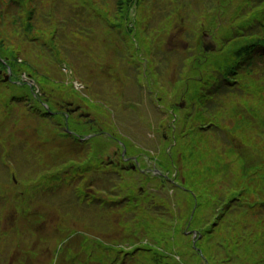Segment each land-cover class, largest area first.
<instances>
[{"label":"trees","instance_id":"1","mask_svg":"<svg viewBox=\"0 0 264 264\" xmlns=\"http://www.w3.org/2000/svg\"><path fill=\"white\" fill-rule=\"evenodd\" d=\"M123 1L119 0L116 10L123 7L125 17L127 6L126 3L123 4ZM213 6L216 8L208 16L203 11H196L199 18L205 19V22L207 20L208 23L212 15L221 18V14L224 13L227 25L235 26L241 13L240 8L226 13V4L224 8L216 1ZM263 8L255 12L259 13L246 25L247 27L244 26V30L238 31L237 27L234 28L236 37L233 41L226 39V33L220 38L222 46L230 43L234 47H231L230 51L223 54V57L215 63L214 70L209 65L200 63L193 71V77L187 78L184 84L178 86V88L183 87L185 95L188 93L192 96L197 95L195 102L191 101V104L200 102L203 107L211 104L210 107H205V110H211L214 116L224 115L229 125H226L224 137L221 138L214 132L209 133V129L204 130L206 128L204 119L199 124L196 121L189 123V119L184 118L183 124L190 128L189 134L194 136V142L184 140L182 145L172 149L171 154L175 160L180 185L173 187L174 197L171 200L168 196L166 197L163 190L166 184L171 185L165 179H161L160 194L150 191L140 192L134 187L135 183L132 180H129L128 190L119 180L113 185L109 181L97 182L98 177L94 174V168L97 171L116 170L117 165L107 167L110 164L103 163L97 158L98 148H95V140L86 141L88 145L86 156L80 162L68 166L74 171L73 175L51 171L43 172L41 176L30 180L28 184L43 182L51 192L60 190L64 192L71 212L98 211L101 214L102 222L90 225V232L74 231L76 237L69 243V248H65L59 254L60 261H65L70 251L76 250L71 254L77 253V264H176L175 258L170 255L175 251L191 264L195 258V264H204V261L207 264H225L217 262L220 254H228L226 253L228 248L221 246L220 243L227 241L228 238L231 239L229 234L233 232L226 229L227 224L226 226L222 224L224 220L221 221V217L226 214H235V211L229 208V203L237 197L235 192L237 187H241L242 190L238 196H242L247 191V185L254 188L249 182L264 179V109L260 110V115L254 113L252 109L253 104L264 108ZM247 37L250 39L248 40ZM204 61L205 57L202 56L201 62ZM201 83L204 88L198 87ZM204 89L208 99L200 94V91ZM189 112L191 116L202 119L199 114L191 110ZM189 112L181 113V119ZM180 130L183 133L184 129ZM112 135L118 138L117 134ZM201 140H204L211 153L208 148L200 147ZM83 145H78V149ZM85 150L82 147V150L76 153L81 155ZM223 150L227 151L228 155L235 152V159L226 160L222 154ZM205 152L209 157H204ZM248 160H256L260 166L254 167L256 169L253 170L248 165ZM162 163L170 171L172 167L170 160L163 158ZM238 168L239 171L244 172L250 170L241 181L239 179L241 172L237 174ZM209 186H211L210 189ZM42 189L43 187L32 185L29 195H39ZM125 190L128 195L121 194ZM160 200L167 204H154L160 203ZM171 202L176 205L175 211L171 208ZM195 202L197 204L192 213ZM51 203L59 206L60 201L52 200ZM204 203L206 209L203 213L200 209ZM249 210L251 213L256 212L252 205ZM158 212L165 213L167 218L159 217ZM176 221L178 223L184 221L185 227L189 223V230H196L194 244L191 237L183 238L178 242L174 240V234L179 235L180 232L183 235V232L178 230ZM243 221L242 226L245 227L248 219ZM100 228L105 230L106 237H110L108 243L114 242L115 246H107L108 243L100 241L102 239L98 236ZM120 228L124 230L117 234ZM240 229L241 227L234 229L238 231L237 235L242 233ZM248 237L255 238L249 235ZM258 240L255 238L254 241L258 242ZM235 256L232 254L231 260L237 263ZM227 261L228 259L225 260L226 263Z\"/></svg>","mask_w":264,"mask_h":264},{"label":"rangeland","instance_id":"2","mask_svg":"<svg viewBox=\"0 0 264 264\" xmlns=\"http://www.w3.org/2000/svg\"><path fill=\"white\" fill-rule=\"evenodd\" d=\"M66 2H71L74 4H80V2L82 4L86 3V1L89 2L90 5L93 4V2H91L90 0H65ZM102 1V5L100 7V5L98 4L95 8V10L97 12L100 11V9H102V11L104 12V15L106 18L113 17L116 18L118 22H121L124 24V16H123V12L124 8L121 7L120 9L116 10L117 8V1L119 2V0H101ZM181 2L177 3L176 5L173 6V9H176L174 12H172L169 16H164L162 19H160V25L157 27H153V28H148L147 30L145 29H141L139 28L137 30L138 34H142V30L144 31L143 35L140 36L138 35V40L139 41H147L146 36H150L152 37L153 34V40H154V44L155 41L160 39V36H164L167 35L168 33H172V32H179L181 34H185L186 33V37L188 38V40H197V42L199 43V48L198 51H201V47L206 44V42H204V40L202 38H204V36L202 37L201 35H193L192 33L188 32V31H184L181 30V28H179L180 26H185L187 24L186 20L182 21L181 20V12L183 11V3L184 0H180ZM229 0H225V2L227 3ZM235 1V0H233ZM7 4V3H5ZM95 5V4H93ZM28 10L30 9V4H28ZM143 7V4H140V7H136L134 6L132 3H130L128 5V8H126V11L129 12L128 14V18H126V22H128L129 24L125 25V26H129L131 27V25L134 24V18L133 13L136 11H140L141 8ZM264 7V0L261 1H257L256 5H254L251 13L256 12V11H260L262 10V8ZM47 8V7H46ZM192 8L196 9V11L198 10H202L201 7H199L196 3H193ZM264 9V8H263ZM41 10V11H40ZM209 11H203L207 16L211 14V9H208ZM248 10V8H247ZM1 11V9H0ZM24 12L25 10H18L16 9L15 13L16 16L18 17V19H20V23L23 22V16H24ZM42 12V13H41ZM175 12H177V16L175 17L174 14ZM44 13V14H43ZM246 14H248L246 12ZM35 19L33 22H31L30 19L25 20V30L23 31V29H20L19 24H17V26H15V24L12 22H9V19L11 20V18H8V20H2L1 23V17H0V60H4L3 57H11L12 59H14L15 63L18 65V62L20 60V58L24 59L25 61H28V66L30 67L35 59V56L39 59L42 58H46V55H44L41 52L40 56H37V45L38 42L36 41H29V40H33V38L35 36H38V34H42L40 28H44L43 26H41L43 23L41 22V20H44L45 18V12L43 11V9H40L38 7H36V9H34V14ZM174 16V18L172 19V17ZM41 17H43L41 19ZM112 18V19H113ZM111 20V19H110ZM109 20V21H110ZM211 21H209L206 25V35L207 33L210 35L209 39L212 41V43H217L218 37H220L221 35H223V33L225 32V28L224 25H222V20L221 18H216L214 15H212V17L210 18ZM135 24H138L135 23ZM141 24V23H139ZM32 25H36L35 27ZM40 28H37L39 27ZM220 27H222L224 30H222ZM171 28H173L171 30ZM46 29V28H44ZM118 29V28H116ZM154 29H159L161 31L164 32H158V31H154ZM47 30H51V28H47ZM23 31V32H22ZM141 31V32H140ZM84 32H86V34H90L86 40H85V44L88 48L94 49L95 46L98 45V49H99V53L98 54H94V55H89L88 60L91 58L96 59L98 62L94 63V62H90V69L88 71H84L82 75H78L76 72H74L73 74V78H76L77 80L83 82L85 88H89V82H88V78L92 77L93 80L96 81H102L104 83V85L106 84V82L108 81V77H106L105 73L103 72H99L95 65L96 64H106L108 66V57L112 55V52L117 50V41H118V36H117V30H96L93 27L88 26V28L84 29ZM204 34V35H205ZM254 37V36H251ZM248 40L250 39V37H247ZM174 39H175V35L170 34L169 39L167 40L165 38V43H164V47L158 52L157 58L159 60L162 61V63H164L165 65V70L169 69L172 70L173 68H175V62L177 60L178 57H180L181 53L179 52H173L174 50H172L173 46H174ZM232 41V39H230ZM28 43H32L34 44V46L32 44H28ZM161 44L159 41H157V44ZM227 43V42H226ZM49 44V43H48ZM179 45V44H177ZM50 47V44L48 45ZM141 47H144L142 44H140ZM138 47V46H137ZM234 47V45H227V46H222L221 43H218V51L215 52L214 54H202V56L205 57V61L202 62L203 64H207L208 62H213L216 63L219 61V59L221 57H223V54H227L230 51V48ZM81 49V48H80ZM39 50H41L39 48ZM82 50V49H81ZM83 51V50H82ZM143 49H140V47H138L135 51V54L138 56V58L140 59V56L142 57L145 54H142ZM202 52V51H201ZM119 55H126L124 50H119L118 53ZM114 56V55H113ZM191 54H189V58L186 59V65L183 68V70H181V77L179 79V81L173 82V84H161V85H157L158 88H164L166 91V95H165V99H166V103H176L178 105L179 102H181L182 100H180V95L179 92L177 91V88L179 85H181V83H183L187 77L193 73V71L197 68L196 62H194L195 57L191 56ZM201 56V57H202ZM106 57L105 60H98L100 58ZM201 57L198 59L199 61H201ZM118 58V56H117ZM48 60L50 62H54L51 54L48 53ZM147 62V61H146ZM152 62V60H151ZM202 64V65H203ZM27 65V64H25ZM24 65V67H25ZM181 65V64H180ZM22 65V68H24ZM29 67H26L27 69H29ZM69 67H71L74 71V67H72V65L69 64ZM64 71V69H62ZM29 71L33 72L32 69H29ZM132 68L129 66H122V68L119 70V75L115 76L116 78V83L112 84V88L109 92H107L103 98L105 102L111 101L114 98L115 99H119L118 96L123 95V93L126 91L127 87H132L135 89L134 93H130L131 95H134L133 97L135 98L134 101V106L136 105V103H139L140 101H143L144 98L143 96V90H142V86L141 83L143 81L142 75H141V69L139 68V76L137 75H133L132 74ZM22 72V71H21ZM35 77V75H33ZM138 77V81L139 84L141 86V88L139 86H137V81H135V78ZM133 81L135 82V84H133ZM47 82V81H46ZM135 86H137L138 91L136 90ZM48 89H51L52 91H45L46 96H50L49 94L55 93V96L52 97L53 100L58 101V100H63L66 102H70V101H74L75 103H77V101L73 100L74 99V92H78L76 91V89H74L73 85L69 83H62V82H55L54 84L48 83ZM181 87V86H180ZM110 88V87H109ZM106 91V90H105ZM80 93V92H78ZM136 93V94H135ZM127 95L129 97H132L129 95V93H127ZM139 95L142 97L140 100ZM144 102V101H143ZM157 103V102H156ZM126 104V102L124 104H122V107H124ZM143 104V103H142ZM35 106V105H33ZM25 107V106H24ZM23 106H17V109L15 111V117H12L9 119V123L11 126V123H13V119L17 118V121L15 123L18 122L19 124V128L22 129L23 131H30L33 132L35 135L39 136L38 130H36L35 128L38 126V123H36V120L33 118L36 115L32 112L29 111H25ZM84 108L88 109V107L83 106ZM144 108V107H143ZM139 109L138 108L135 112V114H132V110L131 109H124L123 111L126 112V114L124 115H120L117 114L119 117L116 116V119L118 118H123L126 119L124 126L121 125L122 122L118 121V124L121 126H117V128H119V130L123 131L124 133H127L131 138H135L134 140H137L140 142V144H142L144 147L155 150V152H158L159 150H165L167 148V144H162V139L159 140L158 137H156V134L151 133V136L153 137V139L151 137H148V133H146V129L141 125V122L146 120L145 117V113H139ZM253 112L256 113L257 115H260V110L264 109L263 107H260V105L258 104H253L252 106ZM145 112H146V108H144ZM143 111V110H142ZM207 113V115H210L207 111H204V113ZM107 116H109V114H107ZM90 118L97 120V122L99 123L100 120L98 118V115L95 113H92V115L90 116ZM154 121L153 124H155L156 128L158 129V133H160V125H165L168 123V120L170 119L169 116H163L162 113L160 112H155L154 113ZM122 119V120H123ZM0 121H3L5 123V121L3 120V116L0 118ZM12 121V122H11ZM82 121V120H81ZM84 122V121H82ZM106 122V121H105ZM106 124L109 126L110 122H106ZM126 125V126H125ZM110 128H113V126H111ZM1 132H4V129H0ZM164 131V129H162ZM53 131L54 128L50 127V131H49V135L48 137H50L49 140H47V142L49 144H51V148H54V146L56 144H53L52 141V136H53ZM142 132H144L143 134H141ZM52 133V134H51ZM146 133V134H145ZM150 133V132H149ZM157 133V134H158ZM8 134L11 136L17 135L19 136V138L25 137L23 132L17 131L15 133L14 130H10L8 131ZM114 134V133H112ZM118 135V132L116 131V133ZM47 136V135H45ZM106 135L100 136L97 138V140L95 139V141L97 142V158L100 161H105V159L108 157V154L111 158H113V153L116 152H121V147L116 143L113 142L111 140H108V138L104 137ZM160 138V137H159ZM20 143H25V140H20ZM30 145L33 146V148L35 149V155H37L39 157V161H40V157L42 158V154L45 155V153L42 152H38L37 149H41L43 150V146L42 144H40V140H34L33 142H29ZM128 147L130 145H127ZM96 148V145H95ZM104 148V150H103ZM19 148H17L16 150H18ZM147 149V150H149ZM128 155L132 156V155H137L134 151V148L132 147L128 152ZM235 152L231 153L230 155H228L229 153L225 150L222 151V154L225 156L226 160H234L235 159ZM234 154V155H233ZM138 161L140 162V165L142 167L144 166H148L149 168H151V166L153 165L152 161H150V158L148 157V154H142L146 159L141 160V155L138 154ZM245 155V154H243ZM200 157V156H199ZM149 159V160H148ZM51 161V160H49ZM114 162L117 164V168L116 171H119L120 169H122L123 164L119 161V158L116 157L114 159ZM0 163L4 164L6 163L1 157H0ZM237 165V164H236ZM248 165L251 166V169L255 170L256 166H260L258 164V162L256 160H248ZM239 167V166H238ZM249 167V166H248ZM62 168V165H58L57 168H53L51 169L49 172H51L52 170H57ZM17 170H18V177H23L24 172H25V166L21 165V163H19V165H17ZM2 172V176H0V178H2L1 180H4V182H7L9 184V182L12 180L10 178V172L8 171L5 172L4 170H0ZM114 173L115 170L113 169ZM127 174H121V175H116V176H112V178H110L109 182H114L113 179H117L120 181V183L124 186V188L126 187H130V183L129 180H132L134 183H136V185L134 184L135 188L138 187H143L145 186V183H143V179L140 175H138L137 173H140L138 171H126ZM241 172V175L239 177L240 181L243 180L244 176L250 172V170L247 171H239V168L237 170V174ZM41 169L40 171H38V174L35 175L34 177H37L38 175L41 176ZM142 173V172H141ZM9 176V178H8ZM17 177V176H16ZM143 178H145V176L143 175ZM0 180V181H1ZM48 180H49V176H48ZM251 183L254 188L257 190L258 192V196L257 199H264V180H260L256 182H249ZM151 184V183H149ZM148 184V186H149ZM243 185V184H242ZM1 186V184H0ZM247 188H250L251 191H253L254 193V189L252 188V186L247 185ZM211 188V186H209V189ZM25 189V188H24ZM23 189V190H24ZM237 190H235V192H237V196L238 193L242 190L241 187H237ZM244 189V188H243ZM128 190V188H127ZM127 190H125V192L121 193L122 195H128L127 194ZM246 190V189H244ZM233 193V192H230ZM230 193L228 195H230ZM7 197L6 191L4 189L0 188V201H3L5 198ZM225 197H226V193H225ZM225 199V198H224ZM263 201V200H261ZM264 201L261 203H257V204H253L254 210L258 211H264V205H263ZM197 203L195 202L193 205V209H192V213L195 210V205ZM239 206L240 209V213L243 215H247L248 211H246V205H244L241 201H238L236 203ZM0 209L3 210L4 212H2L0 210V255L4 254V257L6 258V260L8 259L9 261H7V264H30V259L34 256H36L35 258L37 259V261L40 264H45L46 260L49 259L47 253V250L49 247H54V245L58 242V239H54V237L50 238L51 241H53V243L48 244V239L46 240V242H42L40 241V237H44L46 236V233L41 232L42 230L38 229L37 226L32 225L28 228L25 227H18V225H21V219L26 217L28 218V215L31 214V212L34 211H38V212H48V216L50 217V221L52 223L53 219L58 220L57 217L55 218V216H57L56 214H58V216H60V221L61 222V226H66L68 229L71 227H77L78 229L90 232V225L96 223V221H98V219L100 218L101 214L100 212L96 211L93 212L94 216L96 217V219L91 217V213H80L79 212H69L70 214L67 215L65 212H61L58 208L57 205L49 203L47 201H42V202H37V203H31V206H28L24 209H22L21 207H8V206H0ZM17 211L19 212H16ZM204 209H206V204H203V207L200 209L201 212L204 213ZM56 213V214H55ZM188 213V211H187ZM22 214V215H21ZM42 216V213L40 214ZM84 215V216H81ZM21 216V217H20ZM238 216L236 215H229L228 219L231 222V224L234 223L235 221V217ZM224 223L222 224H227L226 229L230 231V227L229 224L227 223L228 220H224ZM229 222V223H230ZM16 223V224H15ZM50 223V224H51ZM50 224H48V227L45 229L47 231L51 232V235H54L56 232H59V230H56L57 227H54L53 225L50 226ZM175 224H177V228L178 230L180 229L183 234L186 232H190L188 227L184 226V221H180L179 223L176 221ZM45 225V223H44ZM254 230L248 228V230H242V232L246 233V235L251 236V237H255L257 238L258 234H261V237L258 238V242L254 241L253 239H251L250 241H248L247 238H243L241 235L239 236H233L232 234V239H229L227 241H223L221 242V246H226V248H228L226 250V253H228L227 255H222L220 254V259L217 258V262L218 263H225V264H264V247H262V245H264V220L260 221L258 223H253ZM60 228V227H59ZM122 229V228H120ZM26 235H29L31 238H28ZM175 238L174 240L176 242L183 240V236L180 234H174ZM22 236H26V239L20 238ZM194 236V235H193ZM254 238V239H255ZM60 240V239H59ZM109 241V240H108ZM108 241L106 243H108ZM145 241V240H144ZM60 242V241H59ZM58 242V244H59ZM252 242V243H250ZM223 243V244H222ZM254 243V244H253ZM57 244V245H58ZM25 245H27V247H25ZM41 247H40V246ZM115 246L116 243L112 242V243H108L107 246ZM22 250L27 252V255L25 256V259H23L22 263H19L16 261V258L18 257L17 255H22ZM30 252L32 253V255L29 256ZM10 254H15L14 256H10ZM225 253V252H224ZM232 254L236 255V262H233L232 259ZM24 255V254H23ZM32 256V257H31ZM56 256V251L53 252L52 254V262L54 261ZM48 257V258H47ZM2 259V258H1ZM227 263L225 262V260H227ZM216 262V263H217ZM54 263V262H53ZM196 263V258L193 261L192 264ZM33 264V263H32ZM36 264V263H34Z\"/></svg>","mask_w":264,"mask_h":264}]
</instances>
